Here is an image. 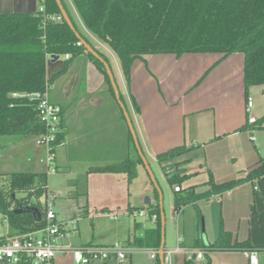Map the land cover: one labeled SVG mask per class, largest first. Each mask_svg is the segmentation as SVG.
Wrapping results in <instances>:
<instances>
[{"label": "crops", "instance_id": "obj_1", "mask_svg": "<svg viewBox=\"0 0 264 264\" xmlns=\"http://www.w3.org/2000/svg\"><path fill=\"white\" fill-rule=\"evenodd\" d=\"M38 3V0H0V13L36 14ZM71 4L73 5L72 1ZM71 10L73 11V9ZM74 10L78 14L75 7ZM87 33L97 38L88 30ZM48 56L50 57V55L46 56L47 73L56 64L54 61L48 69ZM86 59L88 61V74L92 75L93 78L91 81H85L84 91L77 103V108L80 107L83 110L82 117L76 126V129H79L78 133L75 132L74 122L70 119L71 110L67 111L60 102L57 103L62 108V138L65 140V145L55 151V163L58 167L62 163L72 162L75 158H94L91 156L92 154L84 156L79 150L75 152L71 146L76 137H84L93 133L102 135L107 139L103 144L104 148L109 147L108 140L114 139L118 147H125L128 151L125 158H135V156H128L129 134L131 133L116 98L114 100L120 114L118 111H114L112 127L100 120L99 116H101L104 105L107 104L110 91L103 73L90 58L86 57ZM114 61L120 82L124 90H127L126 94L128 93L127 101L123 98L120 100L125 104L124 107L144 154L157 161V154L164 153L175 146L190 147L187 152L165 161L168 164L181 162L179 167L184 170L183 173L189 175L185 181L188 186L195 185L196 192H202L207 188L204 183L208 180L209 175L216 183L232 178H241L258 163L261 157H264V84L250 86L247 90L244 89V56L242 53L236 52L227 56L218 52L184 53L180 56H175L173 53L144 55L132 62L128 83L122 76L117 59ZM106 62L110 68L109 62ZM71 68L70 62L62 74ZM51 85H53V81ZM248 96L253 99L252 114L257 119L256 123L253 124L248 123V116L245 112ZM48 97H50L49 91ZM59 100L61 99L59 98ZM98 114L99 116H97ZM254 132L262 133V142L260 140L258 144L255 143V137L252 136ZM252 137L254 138L252 139ZM35 148L37 159H39L44 151L39 146ZM110 148H113L112 145ZM135 150L137 151V149ZM123 159L98 160L104 161L102 167L89 166L91 169V171L89 170L91 172L89 179L102 176L100 174L104 175V173L117 176L116 182L118 181L120 184L118 186L120 191L112 198L114 201L118 197L123 201L126 196L128 198L130 181L127 179L125 182L123 177L126 176L127 178V174L120 171L108 172L99 169ZM188 160H198V167H185L184 163H187ZM97 171L102 172L96 174ZM107 176L111 175H104L105 181ZM95 186L96 184L90 182L88 192ZM101 192L104 193L103 190ZM121 199L116 201H122ZM199 202L205 204L204 207L208 210L209 217H212L210 232L207 233L203 230L206 235L205 238L200 235V240L203 243L212 242L218 235L220 228H223L231 232L234 238L239 241L249 239L254 246H264V174L253 181H244L220 194L213 195L208 199H199L195 203L189 204L196 205ZM116 203L118 204V202ZM95 209L110 211L108 207L99 205L95 206ZM127 210L131 211L129 206ZM178 210H181V207ZM184 210L185 208L182 209V212ZM199 214L202 215L200 209ZM203 218L204 215H202ZM134 224L137 225L134 226ZM134 224L133 228L139 229L140 232L137 234H128L127 232L122 244L127 248L128 254L122 264H132L131 254L135 250H146L148 254V250L151 249L132 245L129 238L142 236L146 229L154 225V222L145 228L139 222L135 221ZM15 233L17 232L12 230V233L8 235ZM196 239L190 244H184L180 236L177 237L181 251L172 255L173 264H182L185 258H189V255L199 250L202 251V257H194L188 264H205L207 256L210 264H248L247 251L203 252L195 246ZM113 242L115 241L95 242V240H91L83 244L108 245ZM163 247H165V240ZM259 252L263 255L264 249L259 250ZM52 264L75 263L69 255H57ZM259 264H264V262L260 260Z\"/></svg>", "mask_w": 264, "mask_h": 264}, {"label": "trees", "instance_id": "obj_2", "mask_svg": "<svg viewBox=\"0 0 264 264\" xmlns=\"http://www.w3.org/2000/svg\"><path fill=\"white\" fill-rule=\"evenodd\" d=\"M71 1L85 28L112 50L127 83L132 62L144 55L173 53L180 56L184 53L218 52L227 56L239 52L244 56V89L264 84V0ZM61 3L76 32L87 41L79 32L63 0ZM45 13L61 15L55 0H45ZM78 41L80 39L63 17L60 21L48 19L43 22L37 14L0 13V136L15 135L27 140L44 132V125L36 109V98L23 94L42 92L46 81L51 83L56 76L66 71L72 58L84 54L83 44L76 45ZM97 52L107 61L102 53ZM65 54H69V57L64 59L62 69L48 75L46 56ZM85 55L103 73L108 90L115 98L102 62L91 53ZM12 93L19 95L13 96ZM119 96L122 100L121 94ZM129 135L134 146L131 134ZM139 145L145 155L140 142ZM189 149L190 147L185 145L175 146L157 154L156 159L162 162ZM137 164H143L138 153L134 159L125 158L99 170L125 172L128 181H131L136 175ZM180 164L182 163L175 162L164 166L168 183L173 187H180L179 191H175V211L186 204L208 199L264 174V157H261L244 177L216 183L209 175L204 183L207 188L196 192L195 185L182 187L189 175L183 173ZM0 176L5 178L6 187L4 190L3 184L0 183V212L12 230L24 233L42 227L45 224L46 205L42 212L38 202L40 198L47 199V173L10 172ZM16 192H23L25 195L17 198ZM32 196L37 199V203L30 201ZM27 205L38 207L41 213L39 221L27 211L15 213L17 207L25 208ZM147 208L150 214L156 215L154 225L146 229L142 236H131L129 242L138 247L159 248L160 204L148 205ZM195 246L203 252L264 249V246L252 245L249 239L237 240L231 232L223 228H220L212 242L203 243L196 239ZM193 259L194 255L185 258L182 264H188ZM205 259V264H210L209 257Z\"/></svg>", "mask_w": 264, "mask_h": 264}, {"label": "rangeland", "instance_id": "obj_3", "mask_svg": "<svg viewBox=\"0 0 264 264\" xmlns=\"http://www.w3.org/2000/svg\"><path fill=\"white\" fill-rule=\"evenodd\" d=\"M63 1L69 8L79 32L96 51H99L107 58L118 92H120L122 98L127 101V90H124L115 67L114 60L116 56L105 42L87 33L71 1ZM71 9H73L74 13ZM64 59V55L58 56L55 66L52 70H48V73L52 75L60 71L63 67ZM47 62H50L49 56L47 57ZM71 66L72 68L69 69V71L53 79V85H51L49 90L51 98H49L50 101L52 100L56 102V104L60 102L67 111L71 110L70 119L74 122L75 132L78 133L79 129H76V126L79 119L82 117L83 110H81L80 107L77 108V103L84 91L85 81H91L93 77L88 74V61L85 55L72 58ZM73 79H75V82H73ZM106 85L108 87L107 82ZM66 91L68 92L66 93ZM59 98L61 100H59ZM106 103L107 104L104 105L105 109L103 108L101 112V116H99V114L97 116L100 117L101 121H105L109 124V127H112V122L114 120L113 113L114 111H118L119 108L115 104L114 97L111 93L108 95ZM118 113L120 114L119 111ZM252 136L255 137L256 144H258L260 140L262 142V133L254 132ZM75 139L76 140L71 143L73 150L75 152L79 150L84 156H90L92 154L91 156H94V158H75L72 162L62 163L59 167L56 165L54 159L56 170L50 172L45 164L39 162V159H37L38 156H36L35 148L37 145L33 138L22 140L15 135L0 136V174L27 171L47 173V199L40 198L38 205L43 212L47 203L46 201L50 203L55 213L56 221L64 224L68 232V235L64 238L66 244L77 247L91 240H95V242L115 241L122 244L124 238L127 236V232L128 234H137L140 232L139 229L133 228L135 221L141 223L143 228L153 223V220L149 216L150 213L147 206H155L159 202L164 216V249L175 248L177 237L179 236L184 241V244H190L195 238L200 239L201 236L205 238L206 235L203 233V230L207 231V233L210 232L212 217H209L208 210L204 207L205 204L201 202L196 205L188 204L181 207V210H178V212H175V190L174 187L168 183L164 173V166L168 165V163H166L167 161L157 162L146 154V161L154 177V181L151 179L145 165L137 164L136 175L131 179L128 186V198L126 196L123 201L118 197L116 200L121 199L122 201H114L112 198L120 191L118 188L120 184L118 181L116 182L117 176L111 173H104V175H111L107 176L106 181L104 180L103 174H100L102 176H97L94 179H89V174L91 173L89 171V166L97 168V166L104 164V161L98 160L105 159L107 161H112L123 159L127 156L128 151L125 147H118L114 139L108 140L109 147L104 148L103 144L107 139L95 133L85 135L84 137H76ZM111 145L113 148H110ZM60 151L61 149L59 152ZM43 154L42 152L40 157H43ZM136 155L137 151L132 141L129 140L128 156L132 157ZM197 161L188 160L187 163H184V166L188 168L192 166L198 167L199 162ZM100 172L102 171H97L96 174ZM1 177L2 176H0V183L3 184L2 188L5 190V178ZM123 177L126 182V176ZM109 181L111 182L109 183ZM90 182L96 184V186L88 192ZM185 186H188L186 181L182 183V187ZM102 190L104 193L101 192ZM157 194H159V196ZM23 195H25V193L16 192L17 198ZM146 197L149 198L148 204L145 203ZM30 201L37 203V199L33 196L30 198ZM116 202H118V204ZM98 205L106 206L110 211L95 209V206ZM128 206L131 211L127 210ZM184 208L185 210L182 212ZM199 209L202 211V215H204L203 219L202 215L199 214ZM140 210L146 215L138 216L137 213ZM108 212H113L117 214V216L115 218L110 217L107 215L109 214ZM11 233L12 228L9 226L4 215L0 212V237H6ZM72 243L75 244L73 245ZM172 258L173 257H171L170 264H173ZM151 262L152 260L146 253V250H135L131 254L132 264H150Z\"/></svg>", "mask_w": 264, "mask_h": 264}, {"label": "built area", "instance_id": "obj_4", "mask_svg": "<svg viewBox=\"0 0 264 264\" xmlns=\"http://www.w3.org/2000/svg\"><path fill=\"white\" fill-rule=\"evenodd\" d=\"M36 14L40 15L41 21L46 22L48 19L60 21L61 15H50L45 13V0H38ZM81 45V41L76 42ZM65 58L69 54L64 55ZM51 83H44V90L33 94H23L36 98V109L40 120L44 125V132L36 135L33 140L36 145L43 149V157L39 158V162H43L48 171L54 172L55 150L65 145V140L59 135L62 133V108L59 104L50 101L48 91ZM13 96L19 95L12 93ZM253 99L247 97L245 112L248 116V123H255L256 117L252 114ZM253 139V137H252ZM175 191H179L180 187L176 185ZM46 209L44 214L45 224L32 231L17 232L0 239V264H52L53 259L57 255H69L75 264H122L128 254L127 248L119 242H113L108 245H97L92 243L83 244L72 247L64 242V238L68 232L64 224L56 221V216L51 205L46 201ZM12 208V206L10 207ZM177 212V211H175ZM110 217L115 218L117 214L108 212ZM138 216L146 215L142 210ZM150 218L155 222L156 215L150 214ZM179 242V240H178ZM173 249H163L164 264L171 263L173 254L181 251L179 243ZM159 249L151 248L148 250L151 264H157L159 257ZM194 257L201 258L202 251L194 252ZM189 255V258L192 256ZM248 264H259L260 260L264 262V254L257 250L247 251Z\"/></svg>", "mask_w": 264, "mask_h": 264}, {"label": "water", "instance_id": "obj_5", "mask_svg": "<svg viewBox=\"0 0 264 264\" xmlns=\"http://www.w3.org/2000/svg\"><path fill=\"white\" fill-rule=\"evenodd\" d=\"M58 7H59V10H60V13L64 19V21L67 23V25L70 27V29L75 33V35L80 39L81 43L83 44L85 50H84V54H87V53H91L94 57H96L97 59H99V61L102 62L105 70H106V73L109 77V80L111 82V85H112V88H113V91H114V94H115V98L118 102V104L120 105L122 111H123V114H124V117L127 121V125L130 129V133L132 135V138H133V141H134V144H135V147L137 149V152L139 154V156L141 157L142 159V162L143 164L145 165V168L147 169L148 173L150 174L151 176V179L154 181V177L152 176V173L150 171V168H149V165L141 151V148H140V145L138 143V140H137V137H136V134H135V131L133 129V126H132V123H131V120L129 118V115L124 107V104L122 103V101L120 100V96H119V92H118V88L114 82V77L112 76V73L110 71V68L107 64V62L99 55V53L97 51H95L93 49V47L88 43L86 42L84 39L81 38V36L76 32L67 12L65 11L62 3H61V0H55ZM58 59V56L57 55H50V62L48 63V69H50V66L54 61H56ZM155 183V182H154ZM14 196V194H13ZM145 203L148 204L149 203V198L146 197L145 198ZM160 203V202H159ZM161 209V208H160ZM15 213H20V212H23V211H27L29 213H31V215L33 216V218L36 220V221H39L41 219V213L38 209V207L36 206H32V205H27L25 208H22V207H17L15 210ZM160 220H161V229H160V232H161V241H160V245H159V264H164V258H163V246H164V216L162 214V211H161V214H160Z\"/></svg>", "mask_w": 264, "mask_h": 264}]
</instances>
